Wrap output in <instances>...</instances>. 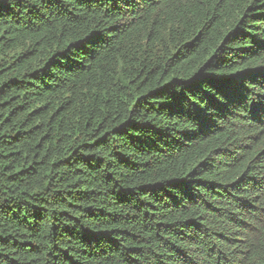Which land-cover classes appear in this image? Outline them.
<instances>
[{
  "label": "trees",
  "instance_id": "obj_1",
  "mask_svg": "<svg viewBox=\"0 0 264 264\" xmlns=\"http://www.w3.org/2000/svg\"><path fill=\"white\" fill-rule=\"evenodd\" d=\"M0 264H264V0H0Z\"/></svg>",
  "mask_w": 264,
  "mask_h": 264
}]
</instances>
